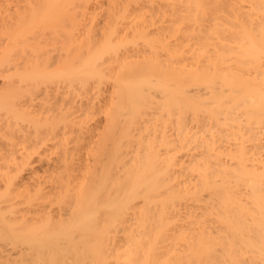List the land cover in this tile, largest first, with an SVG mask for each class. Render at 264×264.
<instances>
[{
	"label": "bare ground",
	"instance_id": "bare-ground-1",
	"mask_svg": "<svg viewBox=\"0 0 264 264\" xmlns=\"http://www.w3.org/2000/svg\"><path fill=\"white\" fill-rule=\"evenodd\" d=\"M0 264H264V0H0Z\"/></svg>",
	"mask_w": 264,
	"mask_h": 264
},
{
	"label": "rangeland",
	"instance_id": "rangeland-1",
	"mask_svg": "<svg viewBox=\"0 0 264 264\" xmlns=\"http://www.w3.org/2000/svg\"><path fill=\"white\" fill-rule=\"evenodd\" d=\"M2 79H0V85H1Z\"/></svg>",
	"mask_w": 264,
	"mask_h": 264
}]
</instances>
